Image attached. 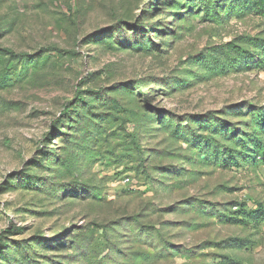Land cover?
<instances>
[{
  "label": "rangeland",
  "instance_id": "374dc122",
  "mask_svg": "<svg viewBox=\"0 0 264 264\" xmlns=\"http://www.w3.org/2000/svg\"><path fill=\"white\" fill-rule=\"evenodd\" d=\"M263 118L264 0H0V264H264Z\"/></svg>",
  "mask_w": 264,
  "mask_h": 264
},
{
  "label": "trees",
  "instance_id": "16d2710c",
  "mask_svg": "<svg viewBox=\"0 0 264 264\" xmlns=\"http://www.w3.org/2000/svg\"><path fill=\"white\" fill-rule=\"evenodd\" d=\"M81 104H84V101L81 97V95H78L76 98H75V104H70L71 107H65L63 112L66 114V113H70V112H75V108ZM77 116H79L77 114ZM262 121L264 122V118L262 119ZM262 159L264 160V157H262Z\"/></svg>",
  "mask_w": 264,
  "mask_h": 264
}]
</instances>
